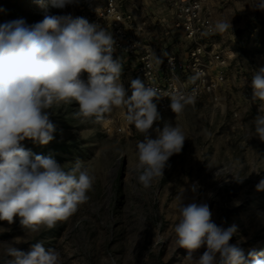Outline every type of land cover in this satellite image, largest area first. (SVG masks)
<instances>
[{
	"label": "rangeland",
	"instance_id": "1",
	"mask_svg": "<svg viewBox=\"0 0 264 264\" xmlns=\"http://www.w3.org/2000/svg\"><path fill=\"white\" fill-rule=\"evenodd\" d=\"M111 1L125 19L124 32L140 39L131 52L120 45L125 37L115 32L112 16L105 10L108 0H77L63 8L55 7L52 0H0V24L23 20L33 25L46 15L67 14L100 24L116 38L114 58L122 59L126 89L130 79L143 80L137 67L145 50L162 60L167 52L184 63V70L171 75L186 92L197 80L191 79L195 68H201L204 75L195 104L179 116L170 108L158 109L163 121L184 131L182 151L170 157L163 179L145 190L130 165L137 162L136 145L143 136L126 122L124 109L114 108L99 123L76 117V103L55 109L50 117L56 125L54 140L44 146L26 140L24 147L52 156L66 169L79 159L95 175V184L87 202L51 230L31 233L21 227L19 218L12 224L0 221V259L3 244L28 251L32 243L41 241L45 248L60 251L62 264H184L187 253L177 248L174 233L179 193H184L185 202L208 203L217 225L235 224L237 233L230 243L245 253L253 247L264 251V192L255 189L264 178V141L256 137L253 124L260 114L259 102H251L252 75L264 67V11L254 8L256 0H200L202 15L212 23L230 20L232 28L199 38L204 53L194 61L188 54L195 42L174 27L171 5L162 0ZM83 78L87 79L86 73Z\"/></svg>",
	"mask_w": 264,
	"mask_h": 264
},
{
	"label": "clouds",
	"instance_id": "2",
	"mask_svg": "<svg viewBox=\"0 0 264 264\" xmlns=\"http://www.w3.org/2000/svg\"><path fill=\"white\" fill-rule=\"evenodd\" d=\"M52 2L63 8L77 0ZM254 8L264 11V0H256ZM231 28L230 20L218 19L202 35L224 34ZM116 51L110 31L80 16L46 15L33 25L23 20L0 24V221L12 224L19 218L21 227L31 233L51 230L89 199L96 177L79 159L66 169L52 156L35 154L23 145L26 140L41 146L54 140L56 125L50 117L62 105L78 104L74 115L97 123L114 108L124 109L126 122L143 136L136 145L137 182L147 190L163 179L167 162L182 151L186 137L181 127L163 121L157 102L169 98L171 112L179 116L196 103L197 91L162 93L139 77L130 79L126 89L121 80L124 66L120 56L114 58ZM162 55L171 66L168 53ZM153 63H163L155 52L148 66ZM203 75L197 71L191 79ZM251 87V102H259L260 111L253 120L254 130L264 141V67L253 73ZM232 177L242 181L238 175ZM255 189L264 192V178ZM196 190L192 185L191 191ZM176 198L175 243L186 250L184 264H264V251L253 247L245 253L230 243L237 226L224 227L226 221L217 225L208 203L185 202L184 193ZM3 245L0 264H62L60 251L45 248L41 241L32 243L28 251Z\"/></svg>",
	"mask_w": 264,
	"mask_h": 264
},
{
	"label": "built area",
	"instance_id": "3",
	"mask_svg": "<svg viewBox=\"0 0 264 264\" xmlns=\"http://www.w3.org/2000/svg\"><path fill=\"white\" fill-rule=\"evenodd\" d=\"M171 5L175 14L174 27L179 29L185 39L195 42V46L191 48L189 56L197 61L199 56L204 53L203 46H201L197 40L199 38L207 37L211 35H202L207 26L211 24L209 17L202 15V3L200 0H162ZM105 10L112 16L111 22L115 27V32L119 37H125L122 41L121 47L124 51L131 52L140 43V39L136 35H128L123 30V24L125 19L114 11L113 2L108 0ZM116 40V38L114 37ZM151 52L147 50L143 51L140 56V62L137 67L138 74L143 78V81L149 86L157 87L162 93H168L173 91L186 92L183 87L175 81V78L171 75L174 71L184 70V63L176 59L174 56H169L173 60L172 65H169L168 57L163 59V63L157 66L153 63L152 67H149V57ZM170 68H174L170 71ZM197 71L203 72L201 68H195ZM160 72L166 73L169 77L162 76ZM194 73V72H193ZM204 74V73H203ZM203 81L202 78L197 79L193 84V89L196 91L199 89V84ZM187 93V92H186ZM170 99L167 97L161 98L157 102L158 109L167 110L169 108Z\"/></svg>",
	"mask_w": 264,
	"mask_h": 264
},
{
	"label": "bare ground",
	"instance_id": "4",
	"mask_svg": "<svg viewBox=\"0 0 264 264\" xmlns=\"http://www.w3.org/2000/svg\"><path fill=\"white\" fill-rule=\"evenodd\" d=\"M137 162H135V163H131L130 165L131 166H133V167H135V164H136ZM129 166V165H128ZM133 167L131 168V169H133ZM130 168V167H129Z\"/></svg>",
	"mask_w": 264,
	"mask_h": 264
}]
</instances>
